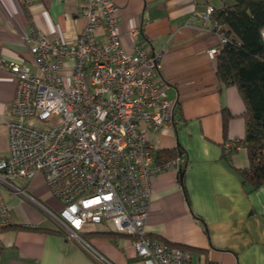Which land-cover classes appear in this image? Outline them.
Returning a JSON list of instances; mask_svg holds the SVG:
<instances>
[{"label":"crops","instance_id":"1","mask_svg":"<svg viewBox=\"0 0 264 264\" xmlns=\"http://www.w3.org/2000/svg\"><path fill=\"white\" fill-rule=\"evenodd\" d=\"M112 1L118 7L125 50L133 51L128 29L140 26L141 39L162 55L160 76L167 98L177 102L174 127L153 135L151 147L154 157L181 152L184 189L178 182L179 166L151 177L147 236L182 247L190 264H264V186L246 192L234 171L248 164L243 148H227L244 136V104L235 86L218 81L216 58L208 56L218 41L212 23L204 18L206 1ZM78 12V0H0V58L10 62L27 57L28 46L20 36L30 28L50 40L68 42L84 27ZM15 93L16 80L3 63L0 157L8 154L9 109ZM229 150L235 151L227 162L222 156ZM22 183L33 198L53 209L50 194L38 189L40 176ZM2 195L12 224L0 230V264H142L128 236L96 225L81 235L86 245L67 238L29 202L6 191Z\"/></svg>","mask_w":264,"mask_h":264},{"label":"built area","instance_id":"2","mask_svg":"<svg viewBox=\"0 0 264 264\" xmlns=\"http://www.w3.org/2000/svg\"><path fill=\"white\" fill-rule=\"evenodd\" d=\"M206 1L204 18L214 5ZM83 29L68 42L35 28L20 36L28 56L0 67L16 80L9 109L8 154L0 157V228L12 223L6 191L43 212L67 238H82L96 225L131 238L142 264H190L187 251L147 236L151 177L179 159L155 163L151 137L175 125L177 102L160 76L162 55L141 39L140 26L122 44L118 7L112 0H78ZM264 43V29L260 31ZM218 47L208 51L215 59ZM238 141L227 148L237 149ZM42 178L59 204L48 209L13 182ZM87 245V244H86Z\"/></svg>","mask_w":264,"mask_h":264},{"label":"trees","instance_id":"3","mask_svg":"<svg viewBox=\"0 0 264 264\" xmlns=\"http://www.w3.org/2000/svg\"><path fill=\"white\" fill-rule=\"evenodd\" d=\"M221 2L220 6L213 4L215 9L210 17L219 27L218 33L226 38L225 43L217 44L219 51L216 56V77L223 85L235 86L244 104L242 117L245 132L238 142L239 147L246 152L248 164L247 167L234 171L244 190L252 192L264 186V43L260 37V31L264 29V0ZM213 32L216 33L214 27ZM226 119L227 115L224 116V127ZM234 151L224 152L223 159L230 162ZM180 155V151H164L156 155L155 161L171 162ZM182 180L183 176L178 173V182L184 189ZM24 229L43 231L41 228Z\"/></svg>","mask_w":264,"mask_h":264},{"label":"rangeland","instance_id":"4","mask_svg":"<svg viewBox=\"0 0 264 264\" xmlns=\"http://www.w3.org/2000/svg\"><path fill=\"white\" fill-rule=\"evenodd\" d=\"M13 184L16 186V187H18V188H20V189H24V188H26V185L24 184V183H22V182H19V181H14L13 182ZM38 189H40V190H45V187H44V185H43V183L41 184V185H39L38 186ZM26 191H27V193L29 194L30 193V195H31V189L30 188H26ZM46 191V190H45ZM5 193H3V195H4ZM8 194H5L4 196H5V198L7 199L8 198V196H7ZM52 199V200H51ZM49 206H51V207H53V209L54 210H57V209H59V204L56 202V200L55 199H53V198H50V204H48Z\"/></svg>","mask_w":264,"mask_h":264},{"label":"water","instance_id":"5","mask_svg":"<svg viewBox=\"0 0 264 264\" xmlns=\"http://www.w3.org/2000/svg\"><path fill=\"white\" fill-rule=\"evenodd\" d=\"M184 170H185V166L180 167V168L178 169V173H179V175H180L181 177L183 176Z\"/></svg>","mask_w":264,"mask_h":264}]
</instances>
